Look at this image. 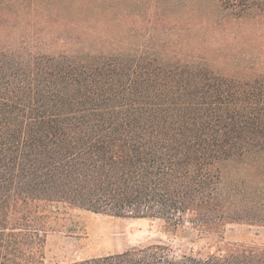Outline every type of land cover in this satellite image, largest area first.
I'll list each match as a JSON object with an SVG mask.
<instances>
[{
    "label": "trees",
    "instance_id": "obj_1",
    "mask_svg": "<svg viewBox=\"0 0 264 264\" xmlns=\"http://www.w3.org/2000/svg\"><path fill=\"white\" fill-rule=\"evenodd\" d=\"M251 154L264 155V75L0 45V264H45L61 206L211 238L264 225V205L223 180ZM65 264H264V247L152 245Z\"/></svg>",
    "mask_w": 264,
    "mask_h": 264
},
{
    "label": "rangeland",
    "instance_id": "obj_2",
    "mask_svg": "<svg viewBox=\"0 0 264 264\" xmlns=\"http://www.w3.org/2000/svg\"><path fill=\"white\" fill-rule=\"evenodd\" d=\"M0 45L48 54L157 58L208 67L249 81L264 75V0H0ZM226 186H242L264 205V155L223 167ZM264 247V225L234 223L222 237L190 224L124 219L61 206L48 233L45 264H65L163 245L171 254L206 256L228 244Z\"/></svg>",
    "mask_w": 264,
    "mask_h": 264
}]
</instances>
